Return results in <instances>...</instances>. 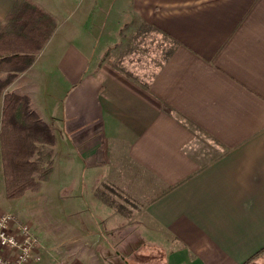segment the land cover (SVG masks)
<instances>
[{
  "label": "crops",
  "instance_id": "crops-1",
  "mask_svg": "<svg viewBox=\"0 0 264 264\" xmlns=\"http://www.w3.org/2000/svg\"><path fill=\"white\" fill-rule=\"evenodd\" d=\"M141 23L170 45L146 79L103 62L124 25ZM11 48L31 59L1 71L16 75L0 94V126L3 94L14 92L56 137L40 190L21 208L0 199L40 242L41 262L28 264L54 249L64 264L261 254L264 0H0V56ZM0 172L4 197L1 151ZM40 210L60 227L33 221Z\"/></svg>",
  "mask_w": 264,
  "mask_h": 264
},
{
  "label": "trees",
  "instance_id": "trees-1",
  "mask_svg": "<svg viewBox=\"0 0 264 264\" xmlns=\"http://www.w3.org/2000/svg\"><path fill=\"white\" fill-rule=\"evenodd\" d=\"M49 28L53 23L49 19ZM19 45V40L12 41ZM0 56V94L16 75L4 74L5 69L21 70L30 62L13 48L2 50ZM56 141L48 123L31 107L26 95L6 91L3 94L0 126V151L5 196L18 198L27 191H38L52 171L51 146ZM264 253V248L260 251ZM258 254L243 264H250Z\"/></svg>",
  "mask_w": 264,
  "mask_h": 264
},
{
  "label": "rangeland",
  "instance_id": "rangeland-1",
  "mask_svg": "<svg viewBox=\"0 0 264 264\" xmlns=\"http://www.w3.org/2000/svg\"><path fill=\"white\" fill-rule=\"evenodd\" d=\"M170 48L168 42L164 41L163 36L158 34L157 30L149 25L144 24H135L132 26L124 25L122 32L120 33V41L114 46V50L111 53L106 55L103 59V62H107L108 64L120 65L124 69V71L132 72L136 74V76L140 78L146 79L151 75L155 67L160 63L167 50ZM1 175V172H0ZM57 190L59 193H63V188L65 185L56 181L50 185ZM41 188V187H40ZM2 187L0 184V199L7 198L6 196H2L1 193ZM40 190V189H39ZM36 192V191H34ZM25 194L18 198H8L9 201L14 202L16 207L25 206V200H18L21 197H24ZM11 212V211H9ZM14 214V213H13ZM41 210L38 212L39 218H34L33 221H39V225L43 222V227L45 229H53L57 230L58 219L55 213H51L49 211L48 216H46V212L41 214ZM15 215V214H14ZM42 219V222H41ZM20 221V220H19ZM62 221V220H61ZM27 222V221H21ZM32 223V222H31ZM31 228L33 227L30 223H28ZM58 232V231H57ZM59 233V232H58ZM38 235V233H37ZM63 234H55L54 240L50 242L51 245L58 244V240L60 236ZM41 239V235H38ZM42 248H38V257L40 258L37 262H41V254ZM56 249L53 250L52 254H50V259L46 260L47 263L42 264H64L65 259H56ZM61 260V261H60ZM258 263L256 264H264V253H261L257 256L256 259ZM44 262V260L42 261ZM252 264V263H251ZM255 264V263H254Z\"/></svg>",
  "mask_w": 264,
  "mask_h": 264
},
{
  "label": "built area",
  "instance_id": "built-area-1",
  "mask_svg": "<svg viewBox=\"0 0 264 264\" xmlns=\"http://www.w3.org/2000/svg\"><path fill=\"white\" fill-rule=\"evenodd\" d=\"M40 242L27 222L9 211H0V264H28L38 261Z\"/></svg>",
  "mask_w": 264,
  "mask_h": 264
}]
</instances>
